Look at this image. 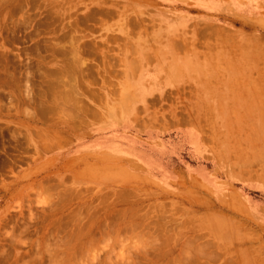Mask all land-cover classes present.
Here are the masks:
<instances>
[{
  "label": "rangeland",
  "instance_id": "374dc122",
  "mask_svg": "<svg viewBox=\"0 0 264 264\" xmlns=\"http://www.w3.org/2000/svg\"><path fill=\"white\" fill-rule=\"evenodd\" d=\"M0 264H264V0H0Z\"/></svg>",
  "mask_w": 264,
  "mask_h": 264
},
{
  "label": "crops",
  "instance_id": "0c3cea01",
  "mask_svg": "<svg viewBox=\"0 0 264 264\" xmlns=\"http://www.w3.org/2000/svg\"><path fill=\"white\" fill-rule=\"evenodd\" d=\"M202 7V6H201ZM203 8H205V7H203ZM210 8V10H213L214 8H216L215 6H210L209 7Z\"/></svg>",
  "mask_w": 264,
  "mask_h": 264
},
{
  "label": "bare ground",
  "instance_id": "6f19581e",
  "mask_svg": "<svg viewBox=\"0 0 264 264\" xmlns=\"http://www.w3.org/2000/svg\"><path fill=\"white\" fill-rule=\"evenodd\" d=\"M40 245V244H39ZM52 252V251H51ZM63 259V258H62Z\"/></svg>",
  "mask_w": 264,
  "mask_h": 264
}]
</instances>
